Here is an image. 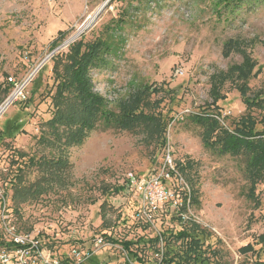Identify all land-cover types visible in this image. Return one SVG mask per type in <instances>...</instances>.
<instances>
[{
  "label": "rangeland",
  "instance_id": "rangeland-1",
  "mask_svg": "<svg viewBox=\"0 0 264 264\" xmlns=\"http://www.w3.org/2000/svg\"><path fill=\"white\" fill-rule=\"evenodd\" d=\"M106 1L0 0V84L7 85L9 77L18 83L29 79L25 98L14 99L0 117V132L16 134H7L0 147V177L9 181L16 152L41 154L37 144L41 124L52 113L53 57L67 52L82 37L94 39L124 9L141 26L128 27L127 43L119 57L91 71L94 91L118 112L121 103L142 86L160 88L151 96L160 106L156 103L150 111L168 124L167 144L160 145L154 127L133 131L100 127L81 146L68 150L71 168L66 189L16 208L13 191L5 184L12 219L22 233L36 236L64 261L77 250L82 256L90 255L81 264H120L126 252L121 245L103 239V234L118 241L149 240L179 231L192 220L203 230L209 264H256L253 253L244 254L241 249L248 244L254 250L261 248L257 238L264 233V181L257 187L258 201L251 200L244 160L207 150L202 128L191 116L220 112L230 126L246 113L237 86H248L250 97L264 94V0H244L237 8L218 5V0H149L143 8L134 0H110L91 22ZM129 2L134 6L129 7ZM229 40L236 42V49L226 57L223 49ZM246 62L255 68L244 85L235 71ZM33 80L38 83L30 92ZM19 87L10 89L9 96ZM216 93L225 96L219 109L211 105ZM3 95L0 90V98ZM253 115L261 118L263 114ZM168 156L173 167L194 162L191 178L196 203L191 205L190 198L186 201L183 221L178 216L184 201L182 190L188 188L184 178L171 177L166 183L176 202L158 212L142 206L127 179L129 173L150 178L160 175ZM37 178V171L27 172L29 182ZM119 186L124 189L116 194ZM163 246L160 241L141 255L148 264H155Z\"/></svg>",
  "mask_w": 264,
  "mask_h": 264
},
{
  "label": "trees",
  "instance_id": "trees-1",
  "mask_svg": "<svg viewBox=\"0 0 264 264\" xmlns=\"http://www.w3.org/2000/svg\"><path fill=\"white\" fill-rule=\"evenodd\" d=\"M120 2L122 0H114ZM139 6H149V0H134ZM218 5L226 8H237L244 0H218ZM129 7L134 4L129 2ZM120 17L112 19L102 31L94 38L86 41L84 37L70 44L67 52H58L52 59V90L49 93L51 100V117L41 124L40 136L37 144L41 147L40 156L16 152L17 159L13 161L15 171L10 174L6 186H10L13 194L12 201L16 208L29 201L58 190H64L70 184L69 171L71 168L67 152L72 147L81 146L90 134L104 127L133 131L138 128L154 127L155 138L162 146H166V133L168 124L160 114L150 111L157 103L152 102L151 96L160 91L156 86H142L133 96L119 106V111L109 107L105 97L94 91L91 71L100 69L109 64V58L119 57L127 43L128 27H140L138 21L131 19L127 9L119 13ZM134 17V16H133ZM131 29V28H130ZM61 33V32H60ZM65 35V33H61ZM236 49V42L229 40L224 44V55L229 57ZM246 66H239L235 73L245 83L249 81L254 72L250 62ZM249 65V66H248ZM45 67V66H44ZM42 68L40 72L43 70ZM39 72V74H41ZM38 76L40 77L41 75ZM255 75V74H254ZM10 78V77H9ZM40 79L38 80V82ZM37 82V83H38ZM7 85L0 84L3 97L0 105L7 99L14 84L6 81ZM30 86V92L35 90V80ZM222 83L219 84L221 86ZM242 100L246 106V113L233 125H226L225 118L220 112H203L191 116V121L202 128L204 147L219 156L241 158L245 163V173L250 182L248 196L253 201L257 199V187L264 181V94L248 96V86H237ZM225 99L222 94H214L211 103L214 109H219V102ZM254 112L263 114L261 118L254 116ZM262 125V127H258ZM15 136L14 132H0V147L6 135ZM194 162L187 160L177 163L173 177L184 178L188 185L182 194L184 201L179 209L178 219L183 221L182 212L188 206L186 201L190 198L196 203V188L192 181ZM35 170L38 178L34 182L27 180V172ZM124 186L115 189L118 194ZM259 203V202H258ZM183 224V222H181ZM203 230L200 225L192 221L186 223L179 231L161 233L155 238L134 241L113 240L112 236L103 234V239L110 240L122 246L127 258L120 264H148L141 253L145 248L155 247L160 241L163 243L161 259L155 264H209L203 250ZM2 244V242H0ZM259 250H254L252 244L244 246L241 251L249 252L255 256L254 263L264 264V233L258 236ZM176 246L177 248H174ZM135 247V249H134Z\"/></svg>",
  "mask_w": 264,
  "mask_h": 264
},
{
  "label": "built area",
  "instance_id": "built-area-1",
  "mask_svg": "<svg viewBox=\"0 0 264 264\" xmlns=\"http://www.w3.org/2000/svg\"><path fill=\"white\" fill-rule=\"evenodd\" d=\"M37 70L39 68H36L34 73ZM8 82L13 83L14 86L20 84V87L0 105V117L6 108L14 102V99L25 98L24 91L29 79L18 83L15 78L10 77ZM175 170L172 160L168 156L162 173L156 177H137L132 173L127 175L129 185L139 195L144 208L158 212V209H163L166 204L176 202L174 195L169 192L166 186ZM5 184L0 177V242H2L0 244V264H81L90 258L89 254L82 256L80 252L73 250L67 261H64L54 256L51 250L36 236L22 233L9 213V200Z\"/></svg>",
  "mask_w": 264,
  "mask_h": 264
},
{
  "label": "water",
  "instance_id": "water-1",
  "mask_svg": "<svg viewBox=\"0 0 264 264\" xmlns=\"http://www.w3.org/2000/svg\"><path fill=\"white\" fill-rule=\"evenodd\" d=\"M109 1H110V0H107V1L101 6L100 10L98 11V13L95 15L94 19H93L91 22H93V21L95 20V18H97V17L100 15V13H101V12L105 9V7L108 5ZM90 24H91V23H90ZM83 32H84V30H82L81 32H79L78 35H77V37H75V38H78ZM75 38H74V39H75Z\"/></svg>",
  "mask_w": 264,
  "mask_h": 264
},
{
  "label": "bare ground",
  "instance_id": "bare-ground-1",
  "mask_svg": "<svg viewBox=\"0 0 264 264\" xmlns=\"http://www.w3.org/2000/svg\"><path fill=\"white\" fill-rule=\"evenodd\" d=\"M97 13H98V12H97ZM93 17H94V15H93ZM93 17H91V20H92ZM77 35H78V34H77ZM77 35H76L75 37H77ZM75 37H74V38H75ZM12 99H14V98H12ZM9 101H10V100H9ZM9 103H10V102H9Z\"/></svg>",
  "mask_w": 264,
  "mask_h": 264
}]
</instances>
